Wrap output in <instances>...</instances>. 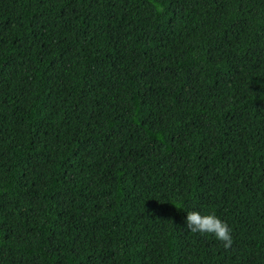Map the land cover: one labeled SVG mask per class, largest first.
I'll return each instance as SVG.
<instances>
[{"label":"trees","instance_id":"1","mask_svg":"<svg viewBox=\"0 0 264 264\" xmlns=\"http://www.w3.org/2000/svg\"><path fill=\"white\" fill-rule=\"evenodd\" d=\"M0 264H264V0H0Z\"/></svg>","mask_w":264,"mask_h":264},{"label":"clouds","instance_id":"2","mask_svg":"<svg viewBox=\"0 0 264 264\" xmlns=\"http://www.w3.org/2000/svg\"><path fill=\"white\" fill-rule=\"evenodd\" d=\"M176 207L183 208L180 204H177ZM182 227L194 234L211 236L215 240L223 242L225 248L232 243L230 227L214 212L187 210L184 214Z\"/></svg>","mask_w":264,"mask_h":264}]
</instances>
